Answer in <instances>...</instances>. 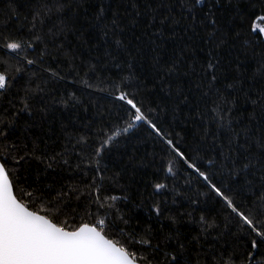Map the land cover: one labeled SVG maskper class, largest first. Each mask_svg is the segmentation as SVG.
I'll return each instance as SVG.
<instances>
[{
  "label": "trees",
  "instance_id": "1",
  "mask_svg": "<svg viewBox=\"0 0 264 264\" xmlns=\"http://www.w3.org/2000/svg\"><path fill=\"white\" fill-rule=\"evenodd\" d=\"M264 0H0L17 199L140 264H264Z\"/></svg>",
  "mask_w": 264,
  "mask_h": 264
},
{
  "label": "water",
  "instance_id": "2",
  "mask_svg": "<svg viewBox=\"0 0 264 264\" xmlns=\"http://www.w3.org/2000/svg\"><path fill=\"white\" fill-rule=\"evenodd\" d=\"M0 264H140L97 227L69 232L16 197L0 159Z\"/></svg>",
  "mask_w": 264,
  "mask_h": 264
},
{
  "label": "rangeland",
  "instance_id": "3",
  "mask_svg": "<svg viewBox=\"0 0 264 264\" xmlns=\"http://www.w3.org/2000/svg\"><path fill=\"white\" fill-rule=\"evenodd\" d=\"M255 30L259 31L264 37V18H259L255 23ZM5 84V78L0 75V88Z\"/></svg>",
  "mask_w": 264,
  "mask_h": 264
}]
</instances>
